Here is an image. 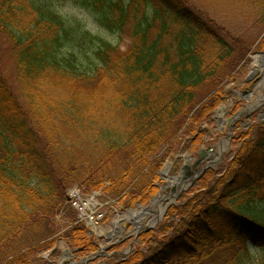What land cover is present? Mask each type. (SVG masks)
Masks as SVG:
<instances>
[{"label": "trees", "instance_id": "obj_1", "mask_svg": "<svg viewBox=\"0 0 264 264\" xmlns=\"http://www.w3.org/2000/svg\"><path fill=\"white\" fill-rule=\"evenodd\" d=\"M67 2L107 34L127 32L128 50L63 15ZM246 8L264 25V0ZM0 34L18 75L15 89L0 69V264H33L51 247L70 187L125 209L149 205L163 158L153 160L183 132L203 144L199 128L213 121L223 84L250 50L186 0H0ZM238 137L214 184L207 177L217 174L204 175L114 264H264V125ZM66 234L78 253L97 251L84 226Z\"/></svg>", "mask_w": 264, "mask_h": 264}, {"label": "rangeland", "instance_id": "obj_2", "mask_svg": "<svg viewBox=\"0 0 264 264\" xmlns=\"http://www.w3.org/2000/svg\"><path fill=\"white\" fill-rule=\"evenodd\" d=\"M126 3H129L132 0H124ZM190 3L191 8L196 13H199L205 20L211 21L217 25L220 30L223 31L225 37L228 41L237 40L242 42L244 41L247 44V47L250 49L247 55L241 54L240 57V66L241 70H238L239 67L232 73L231 77L225 81L223 84L226 90H230V95L227 98H231L227 103H223L226 111L223 114L216 113V118H212V122L206 123L199 128L200 131H204L205 135L203 137L202 147L191 143L192 137L186 132H183L179 135L180 139L177 140L176 144L169 150V148H163L160 150L158 156L153 160H158L161 157L163 162L161 163L162 168L159 174L167 169L171 168L170 172L166 173V177H162V181L159 184L161 196L165 195L166 197H171V201L163 203V205L153 206L152 211L147 216H139L142 209L139 207L130 209H123L122 207L108 211L107 219L105 224L102 227V232L100 240L94 237L96 243L103 247V253L97 258H91L93 255H78L76 249L69 244V241L66 239V232L75 226L74 220L76 214L71 210L70 207H66L63 211H60V214L56 217V225L53 236L49 239V242H52L50 248H43L38 251L36 255L31 257L33 264H112L120 260L119 258H110L109 255L111 252L117 250V252H125L129 249V246L132 244L134 238L130 237L135 227H146L151 226L153 222V217L159 216L161 209L164 206L169 205V202L173 204L181 203L180 200L184 194H191L194 189L200 187L199 180L204 178V175H209V172L217 174L215 176H209L207 184H214L215 179L220 176L230 165V161L236 155L237 150L240 148V145L244 140L238 136L241 134H253L257 126L264 125V116H260V112L256 111L250 114V120L246 118L245 115H242L237 121L236 125L238 128L235 129V133L231 138L228 137V119L230 114L228 112V105L231 104L233 100L240 99L239 104L241 108L249 105H255L256 102L264 101V90L257 91L253 98H250L248 91H253L254 84L256 79L260 77L259 71H253L254 68H258V65L253 64L255 62V57L259 54H263V51H259L258 45L260 41L264 38V25L260 24L257 21V18L252 15L254 11L246 8V0H186ZM75 2L64 3L60 10L63 15L73 17L82 21L85 24L86 29L91 30L95 34L102 35L107 39L111 44L118 46L122 51L128 50L131 45V39L128 37V33L125 35H109L104 30L98 29L94 19L88 16L87 12L80 8L76 7ZM153 6H156L155 4ZM262 66V65H261ZM0 69L3 71L4 75L7 76L9 83L16 89L17 86V65H15V58L10 44L8 43L5 36L0 34ZM253 84V87L251 86ZM235 91V92H234ZM234 92V93H233ZM237 92V94H236ZM247 99H250L247 101ZM264 103V102H263ZM229 114V115H228ZM249 114V113H248ZM218 120V121H217ZM207 155L206 158H203L204 155ZM193 157V160L190 158ZM209 157H214L212 162H210ZM204 159V162L196 168V163ZM212 163V164H211ZM211 165L209 168H206L207 165ZM188 167V171L184 170V167ZM185 177L183 182L187 188L184 192L180 194H174V191H166L164 189L165 184H172V177H180L181 173ZM179 184L177 186H181ZM83 188V187H81ZM83 191V190H82ZM148 207V206H147ZM144 207V208H147ZM161 208V209H160ZM132 215L135 214V217L132 218L128 216V213ZM164 215V214H163ZM120 216L128 219V225L124 226L123 222L116 226L115 223L120 220ZM166 214L162 216L159 220V223L156 226H160L165 222ZM138 225V226H135ZM155 226V227H156ZM138 230V229H136ZM90 233H88L89 235ZM91 236V235H90ZM92 237V236H91ZM55 251V252H53ZM114 251V252H115ZM255 257H261V252H257L256 249L252 251ZM91 258L90 261L86 260ZM115 260V261H114ZM88 261V262H87Z\"/></svg>", "mask_w": 264, "mask_h": 264}, {"label": "built area", "instance_id": "obj_3", "mask_svg": "<svg viewBox=\"0 0 264 264\" xmlns=\"http://www.w3.org/2000/svg\"><path fill=\"white\" fill-rule=\"evenodd\" d=\"M71 197L74 208L79 212L80 220L93 229L99 227L105 214L97 198L95 196L84 197L78 189L72 190Z\"/></svg>", "mask_w": 264, "mask_h": 264}, {"label": "bare ground", "instance_id": "obj_4", "mask_svg": "<svg viewBox=\"0 0 264 264\" xmlns=\"http://www.w3.org/2000/svg\"><path fill=\"white\" fill-rule=\"evenodd\" d=\"M260 60H264V56L263 57H261V59H258V57H257V61H260ZM161 209V208H160ZM163 210H164V208L163 209H161V214L163 213ZM131 217L132 218H134L135 217V214H131Z\"/></svg>", "mask_w": 264, "mask_h": 264}, {"label": "water", "instance_id": "obj_5", "mask_svg": "<svg viewBox=\"0 0 264 264\" xmlns=\"http://www.w3.org/2000/svg\"><path fill=\"white\" fill-rule=\"evenodd\" d=\"M263 115H264V113H263ZM176 180H177V181H178V180L181 181L180 178H176ZM186 188H187V187H186ZM186 188L183 186V188L180 189V190H181L180 192L184 191ZM174 189L177 190L176 187H175ZM125 256H126V255H125Z\"/></svg>", "mask_w": 264, "mask_h": 264}, {"label": "flooded vegetation", "instance_id": "obj_6", "mask_svg": "<svg viewBox=\"0 0 264 264\" xmlns=\"http://www.w3.org/2000/svg\"><path fill=\"white\" fill-rule=\"evenodd\" d=\"M258 80H259V78H257V79H256V82H255V84L257 83V81H258ZM251 86H253V85H251ZM199 165H201V164H197V165H196V168H198V167H199Z\"/></svg>", "mask_w": 264, "mask_h": 264}]
</instances>
